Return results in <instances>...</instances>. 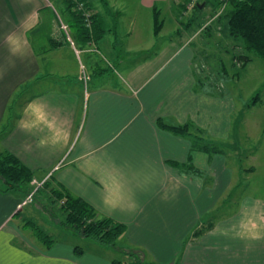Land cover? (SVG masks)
Listing matches in <instances>:
<instances>
[{
    "label": "crops",
    "instance_id": "crops-1",
    "mask_svg": "<svg viewBox=\"0 0 264 264\" xmlns=\"http://www.w3.org/2000/svg\"><path fill=\"white\" fill-rule=\"evenodd\" d=\"M155 4L176 15L172 0H139L153 15ZM47 5L0 0V152L17 156L34 179L64 186L100 216L126 224L120 245L140 251L146 261L264 264V197L239 193L264 166L259 148L238 147L251 136L244 135L248 104L238 103L234 88L218 79L220 71L207 62L200 68L201 60L182 43L185 24H171L167 36L165 23L159 34L154 26L133 24L120 39L121 26L109 23L97 49L81 52L61 30L41 34ZM93 7L104 10L102 3ZM25 20L28 56L7 70L4 37L21 32ZM32 101L38 127L24 133L17 123ZM159 119L194 126L190 135H178ZM41 138L58 143L41 148ZM23 201L19 192L0 190V264H111L59 240L46 250L32 243L21 230L37 214L26 209L35 200Z\"/></svg>",
    "mask_w": 264,
    "mask_h": 264
},
{
    "label": "trees",
    "instance_id": "trees-1",
    "mask_svg": "<svg viewBox=\"0 0 264 264\" xmlns=\"http://www.w3.org/2000/svg\"><path fill=\"white\" fill-rule=\"evenodd\" d=\"M48 1L49 5L46 6V9L56 19L59 15L57 29L64 33L66 40L70 39L71 42H74L73 45L79 49L78 51L92 50L111 31L107 18L114 16V13H112L114 10L109 6L108 0H100L104 6L103 12L95 9L90 0ZM209 1L198 0L196 4L189 8V0H181L178 4L172 0L177 5L175 10L177 14L176 22L182 25L185 24V27L188 28L198 18L193 16L185 23L181 20L183 15L191 9H195L197 12L203 10ZM217 1L218 5L211 16V23L217 22V24L212 25L210 23L205 27L204 25L200 26L202 29L200 33L205 32L206 35L212 36L214 33L211 29H214V26L218 25V29L214 30V32L220 35V31L225 29V25H222L221 22L225 20L227 34L233 39L235 43L234 47H241L245 51L244 54L239 53L234 55L233 60L236 63H232V67L237 70L245 67L252 60V55L259 57L264 62V0ZM57 2L61 3V13L55 4ZM201 4H204L202 9L199 8ZM153 11V31L155 34H159L165 20L162 18L161 9L157 4L153 6ZM54 41L56 45L62 44L57 42L56 39ZM95 49L97 48L95 47ZM223 72H228L224 64L223 69L219 73L222 74ZM258 98H260L259 94L253 98L251 104H248V106L252 107L257 104ZM158 123L178 135H190V127L194 126L191 122L183 125H172L162 119H159ZM204 145L205 150L210 152L216 151L207 144ZM0 179L4 186V188L0 189L2 192H19L24 196V200L33 190V185L31 184L34 179L33 172L17 156L9 151L0 152ZM42 183L38 187L32 201L42 190H49L51 200L55 204L59 203V208L63 213V221L61 222L63 227L71 229L84 238L94 240L100 248L105 249L109 253L111 264H158L146 261L140 251L120 245V241L126 235V224L108 216H100L92 204L74 195L64 186H60L59 184L52 186L48 181ZM22 205L25 204L22 203ZM23 225L26 228L29 227L33 231L35 238L40 240L44 246L49 247L55 241V237L46 232L32 218L28 221L25 220ZM75 250L79 253L84 251V248L75 246ZM114 253L122 255L123 258L113 257Z\"/></svg>",
    "mask_w": 264,
    "mask_h": 264
},
{
    "label": "rangeland",
    "instance_id": "rangeland-1",
    "mask_svg": "<svg viewBox=\"0 0 264 264\" xmlns=\"http://www.w3.org/2000/svg\"><path fill=\"white\" fill-rule=\"evenodd\" d=\"M93 4V6L97 7L100 5V0H90ZM113 6V10L115 9L116 4H118V12H120L119 15L114 13V16L108 17V23L110 24H116L121 26V29L119 30L120 39H127L126 35L128 34V31L131 32V26L134 24L135 26L139 27L140 29H146V27H152L153 26V14L150 11L144 10L139 5V0H108ZM114 4H113V3ZM57 6V9L61 13V3L58 2L55 3ZM218 5L217 0H210L207 4V6L203 10H199L197 12L195 9L188 10L181 19L183 22H187L188 19L192 18L193 16L195 19L191 25L188 27V30L186 32H182L181 40L182 43H187V48L191 52H193L194 56L200 61V64L202 69H205V64H208L214 71H220L222 68L223 63L225 67L227 68L228 72H226L228 75H224V77L219 73L218 79L229 88H234L235 95L240 98V101L238 102L240 105L242 102H247V104H251L253 98L259 94L260 98H258V103L255 105V107L245 109V119L249 122V127H245L244 135H251V136H245V139H240L238 145L236 143V146L241 149L242 146H251L255 148L252 151H257V156H261L260 161L264 162V62L262 59H260L257 56L252 55V60L249 61L245 67L239 68L237 70L236 68L232 67V63L235 62L233 60L234 55L242 53L244 54L245 51L241 47H234L235 43L232 38L228 36V31L226 28V21H222L221 24L225 25V29L220 31V35L215 33L213 31L212 36L206 35L205 32L198 33L195 35V33L200 29V26L202 25H208L211 23V16L213 12L216 9V6ZM167 14V15H166ZM176 14V11H175ZM177 15V14H176ZM176 15H171V13H165L163 10V13H161L162 18H165V29L163 36L171 35V32L169 31L170 25L176 23ZM59 16V15H58ZM57 16V19L55 16H53L49 11H44L42 13V31L41 34L44 35L45 33H48L51 29H57V20H59ZM170 23V24H169ZM212 25L217 24V22H212ZM125 27V30H124ZM143 29V30H144ZM161 40V39H158ZM139 41L141 42L142 39L140 38ZM74 44V42H72ZM234 43V44H233ZM74 46V45H73ZM39 47L37 44L35 45V48L37 49ZM77 50H79L77 48ZM37 51H40V48L37 49ZM80 53V52H79ZM86 62V58H83ZM99 60V58H98ZM100 61V60H99ZM101 62V61H100ZM103 62V60H102ZM100 63L102 66L105 65L104 63ZM236 63V62H235ZM202 71V70H200ZM239 71V74L241 77L237 78V72ZM235 73L234 80L232 79V75ZM250 109V110H248ZM248 114V115H247ZM236 117H238V113H236ZM241 118V117H240ZM239 118V119H240ZM242 119V118H241ZM238 140V139H237ZM257 141H260V144L257 143ZM233 142V141H231ZM260 146V147H259ZM1 149V147H0ZM248 154H246L247 156ZM249 159L245 158V163H248ZM262 173L260 175H249L251 176L250 179H246L248 183H245L242 188L240 189L242 195H248L249 197L262 199L264 197V166L261 167ZM248 176V178H249ZM263 188V189H262ZM35 202L28 207L26 206L27 211L32 210L37 212L35 216H33V220L37 222V224L42 227L46 232L51 234L55 237L56 241H61L64 243H69L70 246H79L81 248H84L85 251H95L97 255H102L101 257L103 259H109V253L105 249H101L94 240L90 238H84L81 235L73 232L71 229L63 227L61 222L63 221V213L61 212L59 208V203L55 204L51 200V194L49 193V190L45 189L42 190L36 197ZM43 208V209H42ZM54 211V213H53ZM210 216V214L206 215L203 219H207ZM24 236L28 240H31L32 243L42 245V248L44 250L48 249L46 246L43 245V243L36 239L34 236V239H32V233L33 231L28 228H23ZM105 257V258H104ZM115 258H123L120 254L113 255ZM148 259L149 255L147 254Z\"/></svg>",
    "mask_w": 264,
    "mask_h": 264
},
{
    "label": "clouds",
    "instance_id": "clouds-1",
    "mask_svg": "<svg viewBox=\"0 0 264 264\" xmlns=\"http://www.w3.org/2000/svg\"><path fill=\"white\" fill-rule=\"evenodd\" d=\"M21 3H27V0H21ZM35 15L34 12L28 13L27 16ZM27 29L26 20L22 24L21 32H9L4 37V43L7 46L8 60H7V70L13 69L16 66L17 60H24L28 56V41L24 36V31ZM37 105L35 101L30 102L25 106L23 110V115L17 123V127L21 132L31 133L34 129L38 127L35 120V109ZM58 141L46 140L41 138L38 140V146L41 148L47 146H55Z\"/></svg>",
    "mask_w": 264,
    "mask_h": 264
},
{
    "label": "built area",
    "instance_id": "built-area-1",
    "mask_svg": "<svg viewBox=\"0 0 264 264\" xmlns=\"http://www.w3.org/2000/svg\"><path fill=\"white\" fill-rule=\"evenodd\" d=\"M176 4L180 3L181 0H173ZM220 1H225V0H220ZM198 2V0H189V4H188V7L191 8L194 4H196ZM88 17V16H87ZM207 26V25H204V27ZM31 184L33 185V190L29 193V195L25 198L23 204H26V203H29L32 201L38 187H40L43 183L36 180V179H33Z\"/></svg>",
    "mask_w": 264,
    "mask_h": 264
},
{
    "label": "water",
    "instance_id": "water-1",
    "mask_svg": "<svg viewBox=\"0 0 264 264\" xmlns=\"http://www.w3.org/2000/svg\"><path fill=\"white\" fill-rule=\"evenodd\" d=\"M203 6H204V4H201V5L199 6V8H201V9H202V8H203Z\"/></svg>",
    "mask_w": 264,
    "mask_h": 264
}]
</instances>
